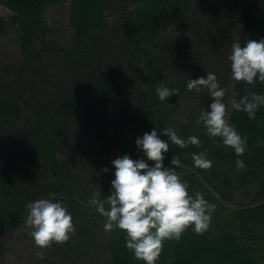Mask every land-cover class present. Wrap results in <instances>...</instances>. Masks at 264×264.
Masks as SVG:
<instances>
[{"label":"rangeland","instance_id":"374dc122","mask_svg":"<svg viewBox=\"0 0 264 264\" xmlns=\"http://www.w3.org/2000/svg\"><path fill=\"white\" fill-rule=\"evenodd\" d=\"M107 1L100 38L87 55L77 58L70 0L44 9L47 30L27 50L21 49L14 13L0 2V90L15 95L22 109L15 120L0 118V198L12 204L33 196L20 223L0 232V261L39 264L48 250L45 226L57 205L62 206L58 196L66 195L50 191L58 184L47 154L66 166L65 184L80 198L100 201L70 211L60 221L48 241L47 263L104 264L115 223L131 210L127 198L104 200L128 193L123 191L136 183L147 163L160 152L184 149L199 127L200 141L233 151L230 116L236 79L250 65L253 38L242 0H189V13L165 18L150 40H139L130 23L135 4ZM68 100L72 104L67 111L58 113ZM38 138L54 140L55 151L48 145L37 147ZM215 161L224 177L210 180L220 185L229 178L231 185L222 190L229 203L264 198L249 182L242 184L227 161ZM172 181L178 187L168 196L166 183ZM190 184L202 190V198L188 189ZM203 188L190 172L175 167L152 191L148 212L156 213L174 199L177 232L185 226L183 217L207 219L215 232L253 226L240 242L251 246L262 264L264 209L255 220L245 221L244 214L222 206ZM188 194L191 205L183 201Z\"/></svg>","mask_w":264,"mask_h":264},{"label":"trees","instance_id":"16d2710c","mask_svg":"<svg viewBox=\"0 0 264 264\" xmlns=\"http://www.w3.org/2000/svg\"><path fill=\"white\" fill-rule=\"evenodd\" d=\"M64 0H0L13 13V22L19 25L22 50H27L39 34L47 30L43 11L46 7L57 5ZM70 21L74 28L73 52L75 58L87 55L100 38V32L105 28L104 9L108 5L107 0H70ZM124 5L135 4L136 7L130 12V23L138 39L150 40L161 30L165 18L171 15L184 16L189 13V0H122ZM243 15L246 29L253 35L249 43L250 65L244 67L237 76L235 85V106L230 116L232 139L229 145L232 153H227L232 160V172L242 184H252L256 191L264 194V164L255 171L247 174L238 172L235 167L249 169L254 163L264 158V0H242ZM0 17V34H3V22ZM93 97L96 94H92ZM90 97V95H89ZM72 100L57 110L58 113L67 111ZM22 113L21 106L11 93L0 90V118L5 121L15 120ZM202 144L208 145L201 141ZM51 147V153L55 151V141H46L38 138L37 147ZM225 152L224 150H222ZM258 153L257 156L253 154ZM202 154L195 158V155ZM19 155H17L18 157ZM50 163V171L56 177L58 195H66L58 202L62 204L51 213L46 226L45 233L52 238L54 229L60 221L68 217L70 211L84 207L75 195L77 192L73 187L65 184L67 178L66 166L60 164L54 154L46 155ZM224 160L216 154L208 153L198 148L192 140H186L184 149L163 151L136 175V183L126 192H137L146 189L153 181L156 173L170 162H183L192 166L206 179L224 177L218 172L215 159ZM14 168L13 166H10ZM6 169L2 178L5 177ZM164 175V174H163ZM162 175V176H163ZM161 176V177H162ZM193 178L199 181L208 192L211 199L215 197L207 190L197 175ZM160 177V179H161ZM1 178V179H2ZM214 187L228 189L231 185L229 178ZM167 195H171L178 187L177 181L166 183ZM53 189V190H52ZM191 192L202 191L195 188L193 184L188 186ZM79 197V196H78ZM116 199L122 200L119 196ZM153 199V192H138L127 198L131 201V210L126 212L116 221L114 229L108 238L107 248L110 253L109 259L104 264H259L254 256L251 246L241 244V238L248 237L253 226H232L230 229H221L215 232L211 222L202 217H183L185 226L177 232L175 219L178 213L175 200L156 213H149L148 208ZM33 196L25 202L10 203L0 198V232L6 231L20 223L24 215L23 209L32 203ZM184 203H193L190 194L185 195ZM13 202V201H12ZM15 202V201H14ZM200 202V201H199ZM8 204H11L9 206ZM264 205L240 213L246 217L245 221H253L261 214ZM47 244V243H46ZM43 254V263L51 258ZM264 264V262L262 263Z\"/></svg>","mask_w":264,"mask_h":264},{"label":"water","instance_id":"95a60500","mask_svg":"<svg viewBox=\"0 0 264 264\" xmlns=\"http://www.w3.org/2000/svg\"><path fill=\"white\" fill-rule=\"evenodd\" d=\"M199 128L197 129V134L195 136V143L196 145L199 147V148H203L205 149L206 151L210 152V153H217L219 154L220 156H222L224 159H226L228 162L230 163H233L231 161V159L225 154V153H222L220 151H216L212 148H207V147H204L200 142H199ZM264 164V158L257 161L256 163H254L252 165L251 168L249 169H244V168H241V167H238L236 166L235 169L238 171V172H241L243 174H247V173H250L252 171H255L260 165ZM175 167H183V168H186L188 170H192L200 179L201 181L206 185L207 189L212 193L214 194V196L217 198V200L220 202V204L226 208H229V209H232L234 211H241V210H248V209H252V208H257V207H260L262 205H264V198L256 201V202H253V203H249V204H244V205H235V204H231L229 203L225 198H223L220 194H218L215 190V188L205 179V177L200 174L197 170H194L193 168H191L190 166L186 165L185 163H182V162H170L168 164H166L162 169H160L153 181H152V184L149 185L146 189L144 190H141V191H137V192H128L122 196H120L121 199H126V198H129L131 196H133L134 194L138 193V192H143V191H147V192H152L156 186L158 185V182L160 180V177L163 175V174H166L168 171H170L171 169L175 168ZM52 195H55L54 193ZM59 197V200L62 198V197H65V196H58ZM74 197H76L82 204L84 205H87V206H92V205H96V204H99L100 201H95V202H87L85 200H83L82 198L78 197L77 195H75ZM113 199H116V197H111V198H108L107 200H104L105 202H108V201H111ZM47 245H48V249L51 247L50 244L48 243V236L45 237V240H44ZM44 251H47L44 250Z\"/></svg>","mask_w":264,"mask_h":264},{"label":"flooded vegetation","instance_id":"af4514ba","mask_svg":"<svg viewBox=\"0 0 264 264\" xmlns=\"http://www.w3.org/2000/svg\"><path fill=\"white\" fill-rule=\"evenodd\" d=\"M198 129V128H197ZM197 129H196V134H197ZM199 142L201 143V141H200V134H201V128L199 127ZM196 134H195V136H196ZM195 136H194V142H195ZM196 144V143H195ZM202 144V143H201ZM204 147H207V148H212V149H214V150H216V151H220V152H222V153H225L226 154V152H223L222 150H219L218 148H214V147H209V146H206V145H204V144H202ZM197 146V145H196ZM198 147V146H197ZM199 148V147H198ZM201 150H204V151H206L205 149H203V148H200ZM206 152H208V151H206ZM208 153H210V152H208ZM211 154H216V155H218V156H220L219 154H217V153H211ZM202 155V154H201ZM227 155V154H226ZM228 156V155H227ZM221 158H223L222 156H220ZM224 159V158H223ZM225 161H227L226 159H224ZM223 160V161H224ZM232 161V160H231ZM228 162V161H227ZM183 163V162H182ZM229 164H233V163H230V162H228ZM187 165V164H186ZM188 166H190V165H188ZM191 168H193L192 166H190ZM179 168H182V169H185V170H187L188 172H190L191 173V175L192 174H195L192 170H188V169H186V168H183V167H179ZM194 169V168H193ZM194 170H196V169H194ZM196 175V174H195ZM198 177V176H197ZM199 178V177H198ZM200 179V178H199ZM206 179V178H205ZM221 179V181H222V179H223V177H221L220 178ZM201 180V179H200ZM213 187H214V185H217V184H214L211 180H210V178L209 179H206ZM198 181V180H197ZM224 181V180H223ZM199 182V181H198ZM202 182V181H201ZM203 183V182H202ZM200 185H201V183H200ZM203 185L206 187V185L203 183ZM224 185H226V183H224ZM202 186V185H201ZM203 187V186H202ZM207 188V187H206ZM215 188V190H216V192L218 193V194H220L223 198H225L224 196H223V194H222V190H226V189H220V188H217V187H214ZM204 189V188H203ZM208 190V189H207ZM209 191V190H208ZM210 192V191H209ZM211 193V192H210ZM212 194V193H211ZM208 195V194H207ZM213 196H214V194H212ZM215 197V196H214ZM215 201L216 202H218L219 204H220V202L217 200V198L215 197ZM226 199V198H225ZM214 200V199H213ZM46 250V249H45ZM43 254H46V251H44L43 252ZM41 263H43V258L42 259H40L39 260V264H41Z\"/></svg>","mask_w":264,"mask_h":264},{"label":"crops","instance_id":"0c3cea01","mask_svg":"<svg viewBox=\"0 0 264 264\" xmlns=\"http://www.w3.org/2000/svg\"><path fill=\"white\" fill-rule=\"evenodd\" d=\"M0 264H15V261L12 258V260H9V261H5V262L0 261Z\"/></svg>","mask_w":264,"mask_h":264}]
</instances>
